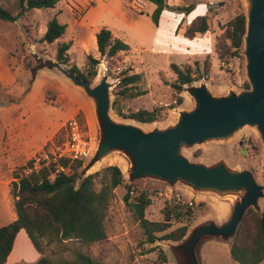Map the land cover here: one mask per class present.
<instances>
[{
    "label": "rangeland",
    "instance_id": "rangeland-1",
    "mask_svg": "<svg viewBox=\"0 0 264 264\" xmlns=\"http://www.w3.org/2000/svg\"><path fill=\"white\" fill-rule=\"evenodd\" d=\"M166 2L172 7H194L190 12L167 9L181 18L175 30L177 40L169 44L173 37L171 30L174 21L164 11L160 20L161 31L152 20L156 5L144 0H59L54 8L33 9L25 18L15 22L0 19V66H3L0 100L8 105L15 104L0 116V216L3 215L5 198L8 206L14 207L12 181L21 166L33 158L40 159V162L49 161L63 153L67 141L71 139V120L77 121L79 134L90 151L84 159L82 170L94 155L103 134L95 101L63 71V68L68 69L73 65L85 70L88 55L101 59L92 85L97 84L103 74H107L112 83L113 117L117 121L138 124L146 132L166 130L178 123L184 111L193 110L197 104L191 93L193 86L205 83L211 93L218 97L227 96L230 92L241 94L251 88L244 43L239 55H235L233 50L221 60L216 52L217 44L220 48L224 44L222 38L229 22L238 13L247 12L246 0ZM55 15L67 24L64 39L51 44L41 42L48 20ZM197 16H206L209 28L190 37L187 30ZM99 27L116 33L130 45V50L121 52L113 59L102 58L95 39ZM189 39L194 41L189 42ZM63 41L71 44L68 51L70 62L67 65L58 63L55 56L58 43ZM7 61L12 71L6 68ZM28 62L43 64L35 73L32 88V73L26 65ZM171 63L178 64L182 69L191 67L194 73L200 72L205 76L184 85L182 92H178L174 86L178 76ZM124 71L140 73L141 77L126 86L120 76ZM29 90L23 99V94ZM176 99L177 104L174 102ZM114 102L124 115L140 109H156L157 120L142 123L126 118L116 113ZM4 123L7 124L6 134L1 126ZM56 128L52 140L40 146ZM8 130H11V134H8ZM180 153L196 164L213 166L224 163L233 171L248 170L255 181L264 186V141L256 126L245 125L228 138L183 144ZM109 165H118L122 169L125 182L113 191L106 219L107 238L83 247L76 240L64 247L48 245V254L61 252L72 258L74 251L82 247L103 264H240L230 254L236 234L232 239L225 240L211 235L194 239V233L197 227L209 221L218 225L226 222L235 201L242 198L245 190L223 195L216 191H198L181 181L173 185L152 176L134 179L131 176L134 159L121 149L113 150L87 169L86 175L100 172L96 178L97 189L101 188L103 170ZM128 185L133 187L134 196L139 191L147 192L151 203L146 208V217L151 221L164 219L165 207L175 204L172 199L177 194L191 202L193 215L173 219L167 230L187 225L185 238L182 241L158 239L154 243L147 242L135 211L125 201ZM250 208L264 211V195L260 197L257 207ZM165 232L157 235L161 237ZM184 241L188 243L181 244Z\"/></svg>",
    "mask_w": 264,
    "mask_h": 264
},
{
    "label": "trees",
    "instance_id": "trees-1",
    "mask_svg": "<svg viewBox=\"0 0 264 264\" xmlns=\"http://www.w3.org/2000/svg\"><path fill=\"white\" fill-rule=\"evenodd\" d=\"M58 1L0 0V19L15 22L25 18L33 9L54 8ZM145 1L156 5L152 13V20L156 25H159L164 10L175 9L190 12L194 8L193 6L172 7L166 0ZM208 28L207 17L197 16L193 19L187 34L194 37L197 33L206 32ZM66 29L67 24L62 23L55 15L48 20L46 31L40 40L49 44L54 43L64 36ZM245 34L246 14L241 12L229 22L222 38L224 43L222 48L219 47V43L217 44L216 52L219 58L223 60L225 54L233 50H235V55H239L243 48ZM96 41L102 58L113 59L121 52L130 50L127 42L115 37L112 31L105 27L96 34ZM70 45V42L66 41L58 43L55 54L58 63L69 64ZM100 63L101 59L88 55V65L85 70L76 65L68 70L79 79L92 83L98 74L97 66ZM26 65L32 73L30 79V84H32L36 71L43 64L33 65L28 62ZM209 66L207 63V67ZM171 67L178 76L174 85L178 92H182L184 85L201 80L205 76L200 72L194 73L191 67L182 69L176 63H171ZM120 76L122 77L121 82L127 86L138 81L141 74H130L124 71ZM113 108L119 115L142 123L154 122L158 116L156 109H140L124 115L121 109L116 108L115 102ZM83 166V159L73 160L59 155L42 162L40 159L38 161V158H33L21 166L20 172L14 176L11 188L17 219L0 226V264L7 263L16 235L22 228L26 230L34 247L40 253V258L35 264H103L82 247L107 238L106 219L113 191L124 184L125 178L118 165H109L103 170L102 186L97 189L96 178L100 172L82 175ZM132 193L134 189L128 185L125 201L135 211L147 242L154 243L158 239L182 241L185 238L188 231L187 225L168 232L167 230L171 227L173 219L189 218L193 215L191 205L174 204L172 207H165L164 219L151 221L146 217V208L151 203L147 192L139 191L136 196ZM160 232L165 233L159 237L157 234ZM74 240L79 241L82 247L74 251L72 258L60 254L61 252L52 255L46 252L48 245L64 247ZM230 254L232 259L240 264L264 262V211L253 208L246 211L231 243Z\"/></svg>",
    "mask_w": 264,
    "mask_h": 264
},
{
    "label": "water",
    "instance_id": "water-1",
    "mask_svg": "<svg viewBox=\"0 0 264 264\" xmlns=\"http://www.w3.org/2000/svg\"><path fill=\"white\" fill-rule=\"evenodd\" d=\"M246 2L243 43L251 88L241 94L230 92L218 97L205 83L193 86L191 93L196 99V107L184 111L178 123L166 130L146 132L138 124L117 121L111 113L112 83L107 74L101 75L99 82L92 85L63 68L64 73L95 101L96 115L103 131L82 175L113 150L121 149L134 159L131 175L134 179L152 176L173 185L181 181L195 190L216 191L223 195L245 190L242 198L235 201L226 222L202 224L196 228L194 239L203 235L232 239L246 211L251 206L257 207L264 195V186L255 181L250 171H233L224 163L213 166L196 164L180 153L183 144L228 138L245 125L256 126L264 141V0Z\"/></svg>",
    "mask_w": 264,
    "mask_h": 264
},
{
    "label": "crops",
    "instance_id": "crops-1",
    "mask_svg": "<svg viewBox=\"0 0 264 264\" xmlns=\"http://www.w3.org/2000/svg\"><path fill=\"white\" fill-rule=\"evenodd\" d=\"M145 1V0H144ZM146 2V1H145ZM166 11L167 13L170 14V17L172 19V21H174V24H173V27H172V30H171V34H172V39L170 40L169 43H172V41L174 40H177V37L175 36V30H176V27L177 25L181 22V18L178 16V15H172V12H169L168 10H164ZM164 11L162 12V15L164 13ZM140 13H143V12H140ZM161 15V17H162ZM59 16V15H58ZM161 20V18H160ZM158 28L162 31V28H161V22H159V25H157ZM47 27V26H46ZM102 27H99L97 29V33L99 32V30L101 29ZM67 31V29H66ZM174 31V32H173ZM96 33V34H97ZM113 35L115 37H118L116 35V33H114L112 31ZM65 35V34H64ZM64 39V36L62 38H60L59 40H63ZM96 39V38H95ZM194 40L192 39H189V42H193ZM126 42V41H125ZM97 43V41H96ZM98 48V47H97ZM2 64V63H0ZM6 64V68L9 70V71H12V69L9 67V63L7 61ZM2 67L3 66H0V77H2ZM35 80V77L32 81V84H31V88L33 86V82ZM30 88V90H31ZM30 90L26 93L23 94V99H25V94H28L30 92ZM16 99H18L17 97H15ZM2 103H0V116H2L3 114V111L4 110H7V108L11 105V106H15L14 103L8 105L7 103H4L3 100H0ZM0 120H2L0 118ZM2 128H3V131L5 132L6 134V128H7V124L4 123L3 125H1ZM58 128L54 129L52 132H50L48 134V136L45 137V139L43 140V142H41L39 145L41 146L43 143H47L48 141L52 140V138L54 137L56 131H57ZM8 134H11V130H8ZM4 142V141H2ZM3 145V143H2ZM39 146V147H40ZM2 148V146H1ZM29 148V147H27ZM2 213L3 215L0 216V226H4V225H7L11 222H13L15 219H17V213H16V210H15V206L14 207H11V206H8V202H7V199L5 198L4 201H3V206H2ZM1 213V214H2ZM3 217V218H1ZM193 238V237H192ZM188 241H184L182 242L181 244H187ZM183 245H181L180 247H182ZM40 258V253L37 251V249L34 247L33 243L31 242L26 230L24 228L20 229L19 232L17 233L16 235V238H15V241H14V246H13V249H12V252L10 253V255L8 256V259H7V263L6 264H20V263H26V264H35L36 261ZM232 258V257H231Z\"/></svg>",
    "mask_w": 264,
    "mask_h": 264
},
{
    "label": "built area",
    "instance_id": "built-area-1",
    "mask_svg": "<svg viewBox=\"0 0 264 264\" xmlns=\"http://www.w3.org/2000/svg\"><path fill=\"white\" fill-rule=\"evenodd\" d=\"M174 102L177 104L178 100L176 99ZM70 126L72 128L71 139L67 141L65 150L59 156L69 157L73 160H84L90 154L89 148L86 146V142L82 140L81 135L79 134V126L75 119L70 121ZM172 200L175 204H191V202L185 201L179 194L175 195ZM163 264L166 263L164 262Z\"/></svg>",
    "mask_w": 264,
    "mask_h": 264
}]
</instances>
